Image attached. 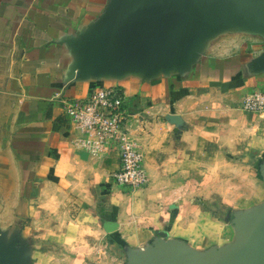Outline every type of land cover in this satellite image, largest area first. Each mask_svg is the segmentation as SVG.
<instances>
[{
    "label": "crops",
    "instance_id": "crops-1",
    "mask_svg": "<svg viewBox=\"0 0 264 264\" xmlns=\"http://www.w3.org/2000/svg\"><path fill=\"white\" fill-rule=\"evenodd\" d=\"M143 8L0 0V262H16L22 238L40 234L75 236L66 250L79 252L158 253L172 238L205 251L236 238L204 204L217 197L226 208L227 176L242 180L243 161L251 179L264 175V112L241 108L264 91V43L228 35L225 15L211 12L148 41ZM112 85L144 155L147 183L135 190L113 182L115 154L76 144L62 110L64 99Z\"/></svg>",
    "mask_w": 264,
    "mask_h": 264
},
{
    "label": "rangeland",
    "instance_id": "rangeland-1",
    "mask_svg": "<svg viewBox=\"0 0 264 264\" xmlns=\"http://www.w3.org/2000/svg\"><path fill=\"white\" fill-rule=\"evenodd\" d=\"M209 12L225 15L228 35L241 34L243 42L259 40L264 43V0H215L214 5L201 9L195 18H201ZM242 166V180L236 178L233 172L227 176L225 190L229 202L226 208L217 203V197H212V202L205 201L204 204L205 208L208 207L210 211L220 215L228 225V232L232 229L237 232L234 239L228 234L224 244L219 245L222 241L218 242L205 251L192 248L186 250L181 246H174L178 244H173L177 242L176 238H172L164 242L171 248L158 253L112 249L106 252H79L66 250L68 244L76 242L75 236H67L65 232L60 236L51 233L23 237L20 241L18 260L12 263L8 254L2 258L0 264H154L158 259L168 257H182L189 264H208L216 257L218 260H214V264H264V206L257 202L258 194H264V175H259V181H255L250 178L248 171H245L248 163L243 161ZM195 201L198 204L203 202L201 195H196ZM71 232L76 234L73 230ZM119 239L115 238L119 244L115 246L116 249L121 246ZM103 240L110 243L111 238L105 237ZM158 241L163 243L162 239Z\"/></svg>",
    "mask_w": 264,
    "mask_h": 264
},
{
    "label": "built area",
    "instance_id": "built-area-1",
    "mask_svg": "<svg viewBox=\"0 0 264 264\" xmlns=\"http://www.w3.org/2000/svg\"><path fill=\"white\" fill-rule=\"evenodd\" d=\"M241 108L247 112H264V91L245 95ZM69 118L74 141L88 153L105 157L115 154L118 168L112 172L114 183L132 190L147 183L143 151L130 135V117L125 95L117 85L91 88L81 98L62 101Z\"/></svg>",
    "mask_w": 264,
    "mask_h": 264
},
{
    "label": "water",
    "instance_id": "water-1",
    "mask_svg": "<svg viewBox=\"0 0 264 264\" xmlns=\"http://www.w3.org/2000/svg\"><path fill=\"white\" fill-rule=\"evenodd\" d=\"M214 4L215 0H144L143 15L145 20L141 32L146 31L148 41H153L159 32H163L165 38L171 39L182 27L195 20L201 9ZM214 260L217 261V257ZM214 260L208 264H214ZM154 264L189 263L182 257H168L160 258Z\"/></svg>",
    "mask_w": 264,
    "mask_h": 264
}]
</instances>
